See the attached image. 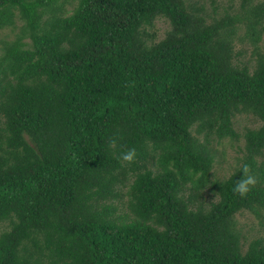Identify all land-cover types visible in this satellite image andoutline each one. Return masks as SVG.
Masks as SVG:
<instances>
[{
    "label": "trees",
    "instance_id": "obj_1",
    "mask_svg": "<svg viewBox=\"0 0 264 264\" xmlns=\"http://www.w3.org/2000/svg\"><path fill=\"white\" fill-rule=\"evenodd\" d=\"M56 1L0 0V264H264V234L235 219L264 218V0H208L211 15L202 0ZM241 30L252 70L235 62ZM237 114L261 125L211 184L210 144L238 137Z\"/></svg>",
    "mask_w": 264,
    "mask_h": 264
},
{
    "label": "rangeland",
    "instance_id": "obj_2",
    "mask_svg": "<svg viewBox=\"0 0 264 264\" xmlns=\"http://www.w3.org/2000/svg\"><path fill=\"white\" fill-rule=\"evenodd\" d=\"M218 4V13H221L223 8L227 9L229 3L232 4L233 10L239 11V0H215ZM56 3L61 4L66 9L71 10L74 6L73 0H57ZM206 13H212V8L208 0H202ZM211 15V14H210ZM169 30L167 20L159 18L155 20L154 25L149 29L150 33H154V42L162 40L166 31ZM244 30L239 31L240 39L235 43V62L238 65H248L250 70L256 61V55L253 53L254 47L250 41L244 37ZM11 33L10 29L0 31V39L4 35ZM12 34V33H11ZM27 42H30L27 40ZM258 51L264 54V37L263 40L258 43ZM261 125L260 121L248 114H237L233 120V129L237 134V138L229 139L224 138L221 141H212L210 148L214 154V163L210 171V183L221 180H226L241 164L242 151L244 149L243 133L246 129H255ZM258 162H264V153L257 158ZM210 188V184L207 185V191ZM217 200V196H213L208 193L204 196V203L207 206L208 203ZM125 207V206H124ZM118 214L127 213L125 208H120ZM264 215V212H262ZM238 226H240L247 237L264 234V218L261 220L256 218L253 214L242 211L235 215ZM262 224V226H261Z\"/></svg>",
    "mask_w": 264,
    "mask_h": 264
},
{
    "label": "clouds",
    "instance_id": "obj_3",
    "mask_svg": "<svg viewBox=\"0 0 264 264\" xmlns=\"http://www.w3.org/2000/svg\"><path fill=\"white\" fill-rule=\"evenodd\" d=\"M115 141H110V143H114ZM121 157L125 161H131L135 157V149H129L126 152L121 154ZM256 177L249 173V166L245 163L241 170V176L238 180H235L233 185V191L240 196L246 195L251 186L255 185Z\"/></svg>",
    "mask_w": 264,
    "mask_h": 264
}]
</instances>
